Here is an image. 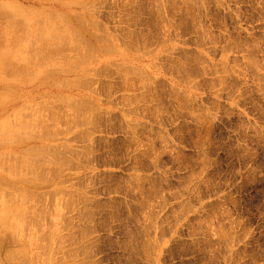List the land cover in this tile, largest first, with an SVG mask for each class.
Masks as SVG:
<instances>
[{
    "label": "rangeland",
    "instance_id": "374dc122",
    "mask_svg": "<svg viewBox=\"0 0 264 264\" xmlns=\"http://www.w3.org/2000/svg\"><path fill=\"white\" fill-rule=\"evenodd\" d=\"M0 2V264H264V0Z\"/></svg>",
    "mask_w": 264,
    "mask_h": 264
},
{
    "label": "bare ground",
    "instance_id": "6f19581e",
    "mask_svg": "<svg viewBox=\"0 0 264 264\" xmlns=\"http://www.w3.org/2000/svg\"><path fill=\"white\" fill-rule=\"evenodd\" d=\"M0 3H1V4H0V8H2V7H1L2 2H0ZM5 4H8V3H5ZM9 5H10V4H8L7 7H9ZM14 5H15V4H14ZM10 6H12V5H10ZM15 6L17 7V5H15ZM15 6H14V7H15ZM3 7H4V3H3ZM5 8H6V7H4V9H5ZM4 9H3V10H4ZM6 9H8V8H6ZM11 9H14V8L11 7ZM17 9H18V8H17ZM0 10H1V9H0ZM15 10H16V9H15ZM17 11H18V10H17ZM7 12H8V11L4 12L5 14H4V13H3V14L7 16V14H6ZM15 12H16V11H15ZM10 13H12L11 15H14V16L16 15V17H17V15H18V14H15V13L13 14V11L10 12ZM3 14H2V12L0 11V17H1ZM24 14H26V13H24ZM9 15H10V14H9ZM19 15H20V13H19ZM19 15H18V17H19ZM26 15H27V14H26ZM14 16H13V17H14ZM27 16H29V15H27ZM64 16H65V15H64ZM3 17H4V16H3ZM13 17H12V18H13ZM16 17H14V19H15ZM21 17H22V16H20V18H21ZM25 17H26V16H24V19L27 20L28 17H27V18H25ZM40 17H41V16H40ZM49 18H50V17H49ZM75 18H76V17H75ZM17 19H19V18H16V20H17ZM29 19H30V18H29ZM29 19H28V21H30ZM35 19L37 20V18H35ZM80 19H81V18H80ZM8 20H9V19H8ZM16 20H14V22H16ZM19 20H20V19H19ZM41 20H42V19H40V21H41ZM46 20H47V19H46ZM46 20H45V21H46ZM50 20H51V19H50ZM50 20H47V21L49 22ZM78 20H79V19H78ZM0 21H1V18H0ZM11 21H13V20L11 19ZM38 21H39V20H38ZM47 21H46V22H47ZM80 21H81V20H80ZM2 22H3V21H2ZM14 22H12V24H10V22H8V23L10 24L11 31H12V29L15 27L14 25L17 23V22H16V23L13 25ZM18 22H19V21H18ZM32 22H33V21H32ZM41 22H42L41 24L44 23L43 20H42ZM48 22H47V23H48ZM52 22H53V21H52ZM57 22H58V21H57ZM57 22H56V23L53 22V23L58 24ZM59 23H60V22H59ZM80 23H82V22H80ZM93 23L95 24V22H93ZM1 24H2V23H1ZM9 24L7 25L8 28H9ZM25 24H26V23H25ZM33 24H34V23H33ZM33 24L31 23L30 25L33 26ZM37 24H38V23H37ZM41 24H40V25H41ZM61 24H62V23H61ZM70 24H71V23L68 24L69 27H71ZM11 25H13V27H11ZM46 25H47V24H46ZM63 25H65V24H63ZM72 25H73V24H72ZM81 25H82V24H81ZM83 25H84V24H83ZM5 26H6V25H5ZM5 26H4V27L1 26V27H3V30H4L5 28H7V27H5ZM18 26H19V24L15 27V29H14L13 31L17 30L16 28H18ZM32 26H31V27L29 26V27H30L29 30H31ZM42 26H43V25H42ZM47 26H52V23H51L50 25H47ZM55 26H57V25H55ZM59 26H60V27H59ZM59 26H57L59 29H63L64 27H66V25H65V26H61L60 24H59ZM95 26H96V25H95ZM21 27H22V26L20 25V28H21ZM26 27H27L26 30H28L29 27L25 25L24 28H26ZM34 27H35V25H34ZM44 27H45V26H44ZM61 27H63V28H61ZM74 27H75V26H74ZM74 27L72 26L71 29H72V28H73V29L76 28V27H75V28H74ZM35 28H37V27H35ZM35 28H34V29H35ZM49 28H50V27H48V29H49ZM52 28H53V27H52ZM84 28H85V26H84ZM22 29H23V28H22ZM22 29H21V34H22V31H23ZM32 29H33V28H32ZM34 29H33L32 31H34ZM37 29H39V25H38V28H37ZM37 29H36V32H34V34L36 33V34H35L36 36H37V34L39 33V30H38V33H37ZM66 29L69 31V28L66 27ZM71 29H70V31H71ZM87 29H88V28H87ZM3 30L1 29L0 38H1V36H2L1 34L5 35V33H9V32H7V31H5V30H4L5 32L2 33ZM18 30H19V29H18ZM29 30H28V31H29ZM43 30H44V29H43ZM52 30L55 31V29H52ZM11 31H10V32H11ZM13 31H12V32H13ZM28 31H27V32H28ZM54 31H53V32H54ZM56 31H57V30H56ZM56 31L54 32L55 34H56ZM19 32H20V31H19ZM57 32H58V31H57ZM71 32H73V31H71ZM76 32L78 33V30L75 31L74 33H76ZM80 32H81V31H80ZM24 33L26 34L25 29H24ZM30 33H31V32H30ZM32 33H33V32H32ZM41 33H42V32H41ZM41 33H39V35H40ZM46 33H47V32H46ZM64 33L66 34V32H64ZM74 33H73V34H74ZM21 34H20V36H21ZM25 34H24V35H25ZM27 34H29V32H28ZM51 34H52V33H51ZM55 34H52V35H53V36H52L53 38L55 37ZM65 34H63V35H65ZM67 34H68V32H67ZM67 34H66V35H67ZM71 34H72V33H71ZM73 34H72V36H73ZM10 35H11V34H10ZM12 35H13V36H12ZM12 35H11L12 38L15 37L14 34H12ZM35 35H34V36H35ZM44 35L47 36V34H42L41 37H43V39L45 40L46 36H44ZM66 35H65V36H66ZM76 35H80V34L78 33V34H76ZM28 36H29V35H28ZM34 36L31 35L32 39H33V40H36V37H35V39H34ZM65 36H64V37H65ZM68 36H69V34H68ZM68 36H67V39H68ZM81 36H82V35H81ZM81 36H79L80 39H81V38L83 39V37H81ZM22 37H24V36H22ZM22 37H21L20 40L23 42V38H22ZM39 37H40V36H38L37 38H39ZM41 37H40L39 39H37V42H38V43H39L40 40H41V42H42L43 39H41ZM44 37H45V38H44ZM74 37H76V36L74 35L73 38H74ZM79 37H78V38H79ZM48 38H49V37H47L46 39H48ZM69 38L71 39V37H69ZM78 38H76V39H78ZM107 38H108V37H107ZM7 39H10V38H7ZM28 39H29V37L27 38V40H28ZM54 39H55V38H54ZM61 39H62V37H61ZM61 39H60V41H61ZM67 39L65 40V42L67 41ZM70 39H68V43L70 42L69 44H68L67 42L64 43V44H67V45H64V44L60 43L61 46L63 45V48H64L65 46H69V45L71 46L72 43H71V41H69ZM82 39H81V40H82ZM97 39H98V38H97ZM108 39H109V38H108ZM1 40H6V37H5V39H3V36H2V39H1ZM10 40H11V39H10ZM12 40H15V41H14V42L11 41L10 43H12V44L15 45V44H16L15 42H16L18 39H17V38H15V39L13 38ZM20 40H18L17 43H18V42H21ZM30 40H31V38H30ZM44 40H43V42H44ZM78 40H79V39H78ZM78 40H77V41H78ZM81 40H79V41L82 42ZM84 40H85V39H84ZM99 40H100V39H99ZM7 41H8V40L4 41V43H3V45H5V47L8 46V45H6V44H9V42H8V43H5V42H7ZM31 41H32V40H31ZM46 41H47V40H46ZM46 41H45V42H46ZM48 41H49V40H48ZM72 41H73V40H72ZM74 41H75V40H74ZM101 41H102V40H101ZM22 42L18 44L19 46H22L21 48H23V45H24ZM27 42H28V41H27ZM35 42H36V41H35ZM43 42H42V44L40 43V46L43 45ZM53 42H54V41H53ZM58 42H59V41H58ZM62 42H64V39L62 40ZM28 43H30V42H28ZM38 43H37V45L39 46ZM46 43H48L50 46H51V44H53L51 41L46 42ZM83 43H84V42H83ZM85 43H86V42H85ZM85 43H84V44H85ZM12 44H11V45H12ZM22 44H23V45H22ZM31 44H33V42H32ZM48 44H47V45H48ZM58 44H59V43H58ZM60 44H59V45H60ZM74 44H75V43H74ZM74 44H73L72 46L75 47V46L77 45V43H76V45H74ZM89 44H90V43H89ZM89 44H88V45H89ZM11 45H9V46H11ZM33 45H36V44H33ZM33 45H31V46H33ZM37 45H36V47L33 46V48H31V50H32V49L34 50L35 48L37 49ZM45 45H46V44H44V46H45ZM55 45H56V44H55ZM55 45H53V47H54ZM78 45H80V43H78ZM82 45H83V44H82ZM1 46H2V44L0 45V49H3V50H4L5 48H1ZM50 46H48V48H49ZM57 46H58V45H57ZM61 46H60V47H61ZM70 46H69V47H70ZM83 46L86 47L87 44H86V46H85V45H83ZM90 46H91V45H90ZM90 46H88V47H90ZM101 46H102V45H101ZM11 47H12V46H11ZM11 47H10V48H11ZM14 47H15V46H14ZM42 47H43V46H42ZM51 47H52V46H51ZM74 47H73L74 52H77V51H75V48H76V47H75V48H74ZM77 47H79V46H77ZM84 47H83V48H84ZM103 47H104V46H103ZM12 48H13V47H12ZM12 48H11V49H12ZM28 48H29V47H28V44H27V48L24 47V50L26 51V49H28ZM48 48H46V49H48ZM55 48H56V47H55ZM66 48H67V47H66ZM81 48H82V47H81ZM83 48H82V49H83ZM92 48H93V47H92ZM94 48H95V47H94ZM94 48H93V50H95ZM105 48H106V47H105ZM8 49H9V48H6L5 50H8ZM13 49H14V48H13ZM13 49H12V50H13ZM17 49H18V47L16 48V50H17ZM38 49L40 50L39 47H38ZM38 49H37L36 51H39ZM44 49H45V47H44ZM44 49L42 48L41 50L45 51ZM50 49H51V48H50ZM50 49H49V50H50ZM52 49H53V48H52ZM52 49H51V52H52ZM57 49H59V48H57ZM76 49H77V48H76ZM79 49H80V48H79ZM85 49L88 50L87 48H84V51H85ZM14 50H15V49H14ZM16 50H15V52H17L18 50H22V49H18L17 51H16ZM24 50H23V51H24ZM29 50H30V48H29ZM29 50H28V51H29ZM41 50H40V51H41ZM53 50H54V49H53ZM77 50H78V49H77ZM96 50H97V49H96ZM28 51H26V52L28 53ZM46 51H48V50H46ZM55 51H56V49L54 50V52H55ZM58 51H59V53H61L60 50H58ZM62 51H63V50H62ZM64 51H66V50H64ZM67 51H68V50H67ZM69 51H70V50H69ZM84 51H82V53H83ZM89 51H90V50H89ZM91 51H92V50H91ZM91 51H90V52H91ZM9 52H10V55H11V53H12V54L15 53V52H13V51L11 52L10 49H9ZM32 52H33V51H32ZM34 52H35V50H34ZM34 52L31 53V52L29 51V53H31V55H32L31 57H33ZM51 52H50L51 55H53V54H54V55L57 54V52H56V53H53V54H52ZM70 52H71V51H70ZM70 52H69V53H70ZM93 52H94V51H93ZM3 53H7V51H5V52L2 51V54H3ZM20 53H21V52H20ZM46 53H49V51L46 52ZM59 53H58V54H59ZM79 53L81 54V52H79ZM84 53H86V54L88 53V54H89V52H87V51L84 52ZM0 54H1V51H0ZM8 54H9V53H8ZM17 54H18V53H17ZM36 54H37V52L35 53V56H34L35 58H34V60L36 59L35 61L38 62L39 59H38V57L36 56ZM38 54H40V53L38 52ZM41 54H42V52H41ZM61 54H62V53H61ZM61 54H60V55H61ZM64 54H65V52H64ZM76 54H77V53H76ZM80 54H79V55H80ZM86 54H84V57L87 59L89 56L86 57V56H85ZM90 54H91V53H90ZM3 55H4V54H3ZM44 55H45V54H44ZM68 55H69V54H68ZM79 55H78V56H79ZM97 55H98V54H97ZM13 56H14V55H13ZM21 56H22V55H21ZM28 56H30V55H28ZM28 56L25 55V57H27V61L25 62V65H26V67H29V68H26V69H29V70H30V69H31V68H30L31 63H30V65H27V63H29V62H28ZM39 56L41 57V59L44 58V57L42 58L43 54H42V56H41V55H39ZM47 56H48V55H47ZM66 56H67V55H66ZM91 56H93V55L91 54ZM8 57H11V56H6L5 58H8ZM31 57H29V59H30ZM50 57H53V56H50ZM60 57H61V56H60ZM67 57H68V56H67ZM69 57H70V58H69V59H70V62H71V61H75V63H78V62H76V58H77V60H79V59H78V57H77L76 55H74V57H76L74 60H73L74 57H72V55H71V56L69 55ZM71 57H72V60H71ZM81 57H83V55H81V56L79 57V58H80V61H82V60H81ZM84 57H83V58H84ZM0 58H1V57H0ZM47 58L50 59L49 57H47ZM64 58H65V56H64ZM3 59H4V57H3ZM10 59H12V58H10ZM10 59H9V60H10ZM21 59H22V58H21ZM37 59H38V60H37ZM9 60H8V61H9ZM14 60L16 61L15 58H14L12 61H14ZM23 60H24V59H23ZM30 60H32V59H30ZM55 60H56V59H55ZM55 60H54V61H55ZM61 60H62V58H61ZM67 60H68V59H67ZM6 61H7V60L4 61L5 63L3 62V63H4V64H3V68H4V65H5V64L7 65V64L10 63V65H11V63H13V62H10L11 60L9 61V63L6 62ZM40 61H42V60H39V63H38V64L43 63V64L45 65L46 61H48V60L46 59V56H45V61H44V62H40ZM63 61H64V62H63ZM63 61H62L61 64L59 63V66H60V65L64 66V65H63L64 63H68V62H66V60H63ZM0 62H1V60H0ZM37 62H34V63L37 65ZM48 62H49V61H48ZM70 62H69V63H70ZM15 63H17V61H16ZM22 63H23V62H22ZM49 63H51V60H50ZM71 63H72V62H71ZM73 63H74V62H73ZM73 63H72V64H73ZM19 64H21V62H20ZM19 64H17V65L19 66ZM47 64H48V63H47ZM55 64H56V63L54 62V65H53V66H55ZM78 64L80 65V64H82V63L79 62ZM78 64H77V65H78ZM17 65L15 64V67H16ZM74 65H76V64H74ZM74 65H73V67H74ZM79 65H78V66H79ZM18 66H17V67H18ZM21 66L24 67L23 64H21ZM33 66H34V65H33ZM46 66H47V65H46ZM56 66H57V64H56ZM0 67H1V66H0ZM15 67H14V68H15ZM37 67H38V66H37ZM69 67H70V65H69ZM71 67H72V66H71ZM75 67H76V66H75ZM105 67H106V65H105ZM3 68H2V71H1V72L5 75L6 72H5V73L3 72V70H4ZM8 68H9V67H8ZM14 68H13V69H14ZM40 68H41V67H40ZM42 68H43V67H42ZM5 69H6V68H5ZM10 69H11V71H13L12 68H9V70H10ZM20 69L22 70L21 67H20ZM23 69H24V68H23ZM26 69L24 70V71H25V75H26V72H27ZM104 69H105V68H104ZM18 70H19V68H18ZM21 70H20V71H21ZM29 70H28V72H31L33 69H32L31 71H29ZM37 70H38V69H37ZM4 71H5V70H4ZM6 71H7V70H6ZM24 71H23V72H24ZM41 71H42V70H41ZM85 71H86V70H85ZM96 71H97V70H96ZM23 72H22V73H23ZM28 72H27V73H28ZM35 72H36V70H33V73H35ZM9 73H10V71H9ZM9 73H8V74H9ZM13 73H15V72H12V74H13ZM8 74H6V75H8ZM10 74H11V73H10ZM10 74H9L8 76H10ZM6 75H5V76H6ZM16 75H17V74H14V77H15ZM23 75H24V73H23ZM33 75H34V74H33ZM8 76H6V79H7V78H9V79H11V78L13 79V78H14L13 76H10L11 78L8 77ZM2 77H3V79H4V76H2ZM2 77H1V78H2ZM80 77H81V76H80ZM17 78H18V77H17ZM17 78H16V80H17ZM12 79H11V80H12ZM26 79H27V77H26ZM26 79H25V80H26ZM7 80H8V79H7ZM18 80H20V79L18 78ZM0 81H1V80H0ZM3 81H5V80H3ZM24 84H25V82H24ZM11 92H12V91H11ZM14 93H15V92H14ZM1 95H3V94H1ZM1 95H0V96H1ZM11 95H12V93H11ZM5 96H6V95H5ZM1 97H2V96H1ZM1 97H0V98H1ZM8 98H9V97H8ZM1 99L3 100V98H1ZM6 99H7V97L4 98V100H6ZM65 99H66V98H65ZM2 100H1L0 102H2ZM4 100H3V101H4ZM63 100H64V99H63ZM39 102H40V101H39ZM44 105H45V104H44ZM77 105H78V104H77ZM38 106H39V105H38ZM40 106H41V105H40ZM18 109H19V108H18ZM37 109H38V108H37ZM31 110H32V109H31ZM35 111H36V110H35ZM35 111H34V112H35ZM38 111H39V110H38ZM29 112H30V111H29ZM27 113H28V112H27ZM9 114H11V113H9ZM22 114H23V113H22ZM28 114H29V113H28ZM33 114H34V113H33ZM38 114H39V113H38ZM12 115H13V114H12ZM12 115H11V116H12ZM38 116H39V115H38ZM22 117H24V115H23ZM17 118H18V117H17ZM77 118H78V117H77ZM9 119H10V118H9ZM11 119H12V118H11ZM23 119H24V118H23ZM5 120H6V119H5ZM29 120H30V119H29ZM15 121H16V120H15ZM25 121H26V120H25ZM36 122H38V121H36ZM5 123H6V121H5ZM8 123L10 124L9 120H8ZM6 124H7V123H6ZM38 124H39V123H38ZM10 125H11V124H10ZM10 125H9V126H10ZM19 127H20V126H19ZM27 127H28V126H27ZM27 127H26V128H27ZM29 127H30V126H29ZM34 127H35V126H34ZM20 128H23V127H20ZM24 128H25V126H24ZM30 128H31V127H30ZM1 129H2V128L0 127V131H1ZM5 129H7V127H6ZM2 131H3V130H2ZM11 131H12V130H11ZM17 131H18V130H17ZM20 131H21V130H20ZM23 131H24V130H23ZM23 131H22V132H23ZM2 133H3V132H0V138H1V137L4 138V139L1 138L3 141H4V140H5V141L9 140L10 142H12V141H11V137H8L9 139H8V138L5 139L6 136L4 137L5 134L3 133V134H4V135H3ZM26 133H27V132H26ZM1 134H2L3 136H1ZM10 134H11V133H10ZM12 134H13V133H12ZM23 134H25V132H24ZM29 134H30V132H29ZM29 134H28V135H29ZM6 135H7V133H6ZM39 136H40V135H39ZM45 136H46V134H45ZM16 137H17V136H16ZM24 137H25V136H24ZM13 138H14V137H13ZM17 138H18V137H17ZM25 138H26V137H25ZM1 139H0V140H1ZM15 140H16V138H15ZM9 141H7V142H9ZM21 141H22V140H21ZM13 142H14V141H13ZM17 142H18V141H17ZM28 149H29V148H28ZM35 150H36V149H35ZM38 150H39V149H38ZM29 151H30V149H29ZM32 151H33V149H32ZM56 152H57V151H56ZM8 153H9V152H8ZM8 153H7V154H8ZM2 154H3V153H2ZM13 155H14V156H13L12 158L15 157V153H13ZM34 155H35V154H34ZM2 157H3V155H2ZM9 157H10V156H9ZM9 157H8V159H9ZM21 157H22V156H21ZM23 157H24V156H23ZM3 158H4V157H3ZM12 158H11V159H12ZM36 158H37V157H36ZM42 158H43V156H42ZM0 160H1V159H0ZM14 160H15V158L12 159L11 161L16 162V160H15V161H14ZM37 160H38V159H37ZM55 160H56V159H55ZM2 161H3V160H2ZM11 161H10V163H11ZM21 161H22V159H21ZM21 161H20V162H21ZM29 161H30V160H29ZM29 161H27V162H29ZM31 161H32V163L35 162V161H33V159H32ZM0 162H1V161H0ZM24 162H25V164H26V161L23 160V163H21V166H22V164H24ZM38 162H39V161H38ZM38 162H37V163H38ZM7 163H8V162H7ZM10 163H9V165H10ZM18 163H19V162H18ZM11 164H12V163H11ZM14 164H15V163H14ZM28 164H29V163H27L25 166L23 165L24 167L22 166V168H21V167H20V168L18 167V169H17L18 172L15 170V168H10V170H11V169H14V170L16 171V173H18V174L20 175V174L22 173V169H24V168L26 167V168L24 169V170H26V171L23 170V173H22V174H24V172H26V174H28L29 172H32V170H31V171H28V173H27L28 167L32 165V164H30V165L28 166ZM43 164H44V163H43ZM17 165H18V164H17ZM3 166H4V165H3ZM3 166H1L2 169H3ZM19 166H20V165H19ZM27 166H28V167H27ZM33 166H34V168H35L36 165H32V167H33ZM13 167H15V166L13 165ZM38 167H39V166H38ZM31 169H32V168H31ZM5 170H7V169H5ZM14 170H12V171L15 173ZM19 170H20L21 173H19ZM29 170H30V168H29ZM6 172H7V171H6ZM8 172H9V170H8ZM13 172H12V174H13ZM39 172H40V171H39ZM18 174H17V175H18ZM32 174H33V173H32ZM35 175H36V174H35ZM35 175H33V177H34ZM28 176H30V175H28ZM30 177H31V176H30ZM37 177L39 178L38 175H37ZM0 178H1V177H0ZM3 178H4V177H3ZM34 178H36V177H34ZM5 179H6V178H5ZM21 179H22V178H21ZM36 179H37V178H36ZM0 180H1V179H0ZM2 180H4V179H2ZM4 181H6V180H4ZM4 181H3V182H4ZM0 184H1V183H0ZM1 187H2V185L0 186V189H1ZM6 187H10V188H11L12 186H6V185H5V187H2V189L6 188ZM17 188H18V187H17ZM6 189H7V188H6ZM6 189H5V190H6ZM22 189H23V188H22ZM9 190H10V189H9ZM9 190H8V191H9ZM11 190H13V187H12ZM18 190H19V189H18ZM1 191L3 192V190H0V194H1ZM15 191H17V190H15ZM22 191H23V190H22ZM22 191H21V193H23ZM9 192H10V191H9ZM19 192H20V191H19ZM19 192H18V193H19ZM26 192H27V190H26ZM18 193H17V195H18ZM4 194H5V193H4ZM8 194H9V198H11V201L13 200V201H15V203L19 201L17 196H16V198H15V199H17V201H16L15 199H12V196L10 195L11 193H8ZM14 194H15V193H14ZM19 194H20V193H19ZM24 194H25V192H24ZM24 194H21V196H22V197L25 196ZM31 194H33V192H32ZM5 195H7V194H5ZM7 196H8V195H7ZM10 196H11V197H10ZM34 196H35V195H34ZM13 197H14V195H13ZM25 197H26V196H25ZM25 197H24V198H25ZM29 197H30V196H29ZM9 198H8V200H9ZM32 198H33V197H32ZM20 199H21V198H20ZM30 199H31V198H30ZM22 200H23V199H22ZM22 200H21V201H22ZM27 200H29L28 197H27ZM35 200H36V198H35ZM22 202H23V201H22ZM9 203H10V204L7 205L6 202H5V203L3 202V204L6 205V206L4 207V206L1 204L2 206L0 205V207H1L0 209H2V208L4 207V209H6V211L9 212L10 210H9L8 207L11 206L14 202L11 204V202L9 201ZM19 203L22 204L21 202H19ZM23 203H24V202H23ZM20 204L17 203L16 205L19 207ZM7 206H8V207H7ZM13 207H14V208H13ZM13 207H11L10 209L13 208V210H14L15 208H17L16 210H18V207L14 206V205H13ZM29 208H30V206H29ZM4 209H3V213H4ZM13 210L11 211V212H12V216H13V213H14ZM16 210H15V211H16ZM6 211H5V212H6ZM0 212H1V211H0ZM8 212H7V213H8ZM32 212H33V211H32ZM32 212H30V213H32ZM17 213H18V212H17ZM17 213H15V214H16L15 218L18 217V214H17ZM27 213H28V212H27ZM19 214H20V213H19ZM1 215H2V214H1ZM3 215L5 216V215H7V214L4 213ZM9 215H10V214H9ZM28 215H29V214H28ZM39 215H40V214H39ZM10 216H11V215H10ZM10 216H9V217H10ZM26 216H27V215H26ZM34 216H35V214H34ZM2 218H3V217H2ZM27 218H29V217H27ZM0 219H1V218H0ZM6 219H7V218H6ZM21 219H22V218H21ZM8 220H9V219H8ZM6 221H7V220H6ZM24 221H25V218H24ZM3 222H4V220H3ZM7 222H8V221H7ZM13 222H14V221H13ZM1 223H2V222H1ZM1 223H0V224H1ZM22 223H24V222H22ZM24 226H25V225H24ZM25 227H26V226H25ZM3 228H4V227H3ZM23 229H25V228H23ZM26 229H27V228H26ZM27 230H28V229H27ZM18 232H19V231H18ZM14 233H15V232H14ZM14 236H15V235H14ZM24 250H25V249H24ZM24 250H23V252H24V254H25V251H24ZM45 251H46V250H45ZM18 252L20 253L19 250L17 251V253H18ZM37 252H38V251H37ZM37 252H36V253H37ZM43 252H44V250H43ZM19 253H18V255L22 254V253H20V254H19ZM26 254H27V253H26ZM26 254H25V259H26ZM22 255H23V254H22ZM22 255L19 256V257H23ZM28 256H29V255H28ZM14 257H15V256H14ZM19 257H18V258H19ZM33 257H34V256H33ZM36 258H37V256H36ZM36 258H35V259H36ZM43 258H44V257H43ZM27 259H28V258H27ZM35 259H33V260H35ZM15 260H16V259H15ZM42 260H43V259H42ZM20 261H21V260H20ZM35 261H36V260H35ZM39 261H41V260L39 259ZM29 262H30V261H29ZM33 262H34V261H33ZM37 262H38V261L34 262V264H35V263L37 264ZM38 263H39V262H38ZM46 264H48V263H46ZM59 264H60V263H59Z\"/></svg>",
    "mask_w": 264,
    "mask_h": 264
}]
</instances>
